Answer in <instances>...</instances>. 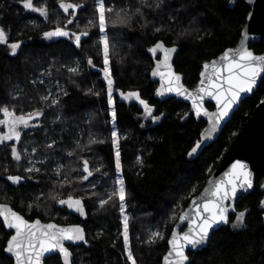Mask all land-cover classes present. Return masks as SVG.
I'll return each mask as SVG.
<instances>
[{
    "label": "trees",
    "instance_id": "obj_1",
    "mask_svg": "<svg viewBox=\"0 0 264 264\" xmlns=\"http://www.w3.org/2000/svg\"><path fill=\"white\" fill-rule=\"evenodd\" d=\"M230 1L163 0L156 7L157 0H104L106 9L114 11L106 12L102 33L96 0H64L81 5L75 15L72 9L64 13L60 0H34L36 6L47 7L48 18L25 9L21 0H0V27L8 34V43L0 44V108L7 106L17 114L43 110L37 124L23 131L20 142L0 145V203L10 204L29 220L81 224L87 243L70 247L73 264H131L122 234L121 201L118 196L108 199L118 189V176L126 190L133 256L137 264H161L179 215L201 192L264 97L263 78L218 140L198 156L188 153L201 141L206 122L189 116V106L181 101L160 102L154 97L157 84L151 78L154 56L150 49L159 41L178 47L176 71L189 88L195 87L203 64L235 46L246 25L251 7L238 1L232 8ZM137 8L141 12H136ZM117 12L127 22H120ZM68 19L73 23L66 24ZM57 24L88 35L81 39L80 47L69 37L48 41L43 33ZM104 35L109 40V67L117 91L113 96L115 121L108 84L102 77ZM14 42H20L21 47L12 55L8 45ZM251 48L262 53L264 42ZM72 68L78 71H69ZM128 92H139L153 108L152 116L160 118L145 120L144 109L121 95ZM44 96L49 97L47 102L41 99ZM53 99L59 103L49 107ZM113 131L119 135V170ZM13 145L21 153L20 161L11 155ZM32 159L39 172L25 171ZM84 160L92 172L87 180L82 179L87 175ZM9 175L25 179L13 184ZM263 181L264 168L256 176L254 191L237 201L238 213L247 210L244 225L234 228L233 215L229 226L211 235L205 249L189 253L190 264H264ZM69 197L84 202L85 220L61 207L59 200ZM101 200L108 202L101 206ZM156 232L163 238L150 242ZM9 238L0 220V264H13L4 252ZM45 264L62 262L53 256Z\"/></svg>",
    "mask_w": 264,
    "mask_h": 264
},
{
    "label": "snow or ice",
    "instance_id": "obj_2",
    "mask_svg": "<svg viewBox=\"0 0 264 264\" xmlns=\"http://www.w3.org/2000/svg\"><path fill=\"white\" fill-rule=\"evenodd\" d=\"M23 7L27 10L38 12L41 16L48 18V9L46 6H36L34 0H21ZM163 3V0H157L156 7H160ZM151 7L152 5H146ZM59 7L63 10L64 13H69V10H73V15H75V10L79 9L81 5L75 3H65L64 0H60ZM96 8L98 11L99 18V29L103 33L106 29V12H113V8L105 7L104 0H96ZM121 11H124L123 9ZM136 12H141L140 8L136 9ZM117 17L120 19V22H127L126 17H121L120 13L117 12ZM73 20L68 19L66 24H72ZM89 25L93 24V21L88 22ZM160 31V29H156ZM88 32L84 31L81 33H74L67 30L66 25L57 26L43 33L44 38L52 39L54 37H69L74 38L75 44L77 47L81 45V37L87 36ZM8 43V34L4 27H0V44ZM103 48H104V64H105V79L108 82V102L109 105H113L112 97V84L110 70L108 68L109 64V40L107 35H104L102 38ZM11 49V54L15 55L17 50L21 47L20 42H14L8 45ZM157 49H163L164 60L158 62L156 68L153 69L152 75L161 77L162 81H166L165 84L162 83L161 88L157 91V95H164L166 92H175L178 96H187L192 99L193 106L196 109V114L199 116L203 111V114L209 116V120L212 123L211 129H207L206 132L208 135H211V132L214 131L217 127L219 121L224 119L229 115L230 110L233 105H235L241 97V93L252 92L254 87L257 85V80L261 76V73H264V55H254L252 51H249L245 47H240L238 49H229L221 57V67L217 68L216 62H213L212 67L214 69L215 79L211 77H206V79H201V87L196 93H189L187 89L183 87L180 83L181 77L176 74L172 65L169 62L171 59V54L176 52V48H165L162 41L158 42L150 51L155 54ZM89 64H92L91 58L88 60ZM226 64L227 75L223 76L221 79V73L223 66ZM163 68V71L161 70ZM204 68L207 70L209 65L206 63ZM71 72H77L78 68L69 69ZM202 77L206 76L205 72L201 73ZM42 83V81H41ZM211 96L216 100L218 111L216 113L209 114L206 109L202 107L203 96L200 94ZM67 95V93H64ZM98 95V93H97ZM124 99L131 100L135 99L139 101L144 107L146 116H151L153 120H158L160 117L152 116L153 108L148 104L147 101L140 98L139 92H128L121 93ZM45 102L48 101L49 97H41ZM58 99H53L49 107L52 105L58 104ZM0 112L3 113L4 119L0 120V124L7 127V132L0 134V145L4 144L6 141L15 140L17 142L21 139L20 126L24 128L29 127V122L35 118H38L43 115L42 109H37L33 113H28L27 115L17 116L13 110H10L9 107L4 106L0 108ZM113 121L116 120V111L113 107L111 112ZM113 143L116 146V166L117 169H120V151H119V135L118 132H112ZM90 143L95 142L90 140ZM55 144V141L52 144H49L48 147H52ZM79 146V145H78ZM200 147L198 142L191 151L188 153L189 156H192L197 152ZM36 150L33 149V152ZM11 155L16 161L22 159L20 151L16 148L15 145L11 148ZM72 155V153H69ZM142 162V161H141ZM31 163V162H30ZM63 167V166H60ZM247 166L237 161L232 166V171L226 173L228 177L225 180H221L212 184V187L206 189L208 197L204 200L202 208L198 207L196 220H194L193 227L189 229L188 232L183 233L182 235L177 234L175 231L172 234V238L169 240L171 249L168 254L164 257L166 264H185L188 261L189 257L186 255L185 249L189 246L195 249L198 246L204 244L209 239L210 230L217 224L220 223H229L228 210L229 207H232V210L235 211L233 205H227L225 202L234 200L237 196L239 190H247L253 187V180L251 173L248 172ZM83 170L87 175L83 176L82 179L87 180L89 176L92 175V172L89 170L88 161L84 160ZM25 171L39 172L40 169L36 168L34 165L28 167ZM60 168L57 169L59 174ZM99 171V169H97ZM13 184H19L25 177L19 175H9L7 177ZM119 188L114 191L108 199L110 200L112 196H118L121 202L125 201L126 190L124 186V180H118ZM264 187V185H262ZM107 200H101L100 204L103 206L106 204ZM59 203L64 205L66 204L69 208L75 209L81 215H85L84 207L81 199H74L69 197L67 200H59ZM195 203V202H194ZM261 207L264 208V201H261ZM121 210L123 211V203H121ZM245 211H240L236 215V220L233 223L234 228H238L244 225L245 223ZM0 217L3 218V224L9 229H15V234L11 235V238L7 240L6 247L4 252L11 255L15 258V264H45L47 258H51L52 254L57 251L62 255L64 264H70V257L72 253L67 247H65L64 241H84V229L80 226H72L68 228L58 227L56 224L41 225L40 221L37 220L34 223H29L16 211H13L12 208L8 205H0ZM187 218V214H183L179 217L181 221ZM124 243L125 247L128 249L127 255L128 259L131 261V264H137L131 248L129 247V238H128V220L127 217L124 219ZM156 238H163L162 234L159 232L153 233V237L150 242H154ZM48 254V257H46ZM171 258V259H170Z\"/></svg>",
    "mask_w": 264,
    "mask_h": 264
},
{
    "label": "water",
    "instance_id": "obj_3",
    "mask_svg": "<svg viewBox=\"0 0 264 264\" xmlns=\"http://www.w3.org/2000/svg\"><path fill=\"white\" fill-rule=\"evenodd\" d=\"M238 1H243L248 6L251 7V11L247 17L246 25L241 32L238 43L235 46L229 47L226 50H224L216 58H214L210 61H207L203 64L201 73L205 72L206 76L202 77L201 73H200L199 81L195 85V87L189 88L184 83L183 75L176 71V68L174 66V60L178 54L179 48L173 46L176 48V52L171 54V59L169 62L172 65L173 71L176 74L180 75V77H181L180 83L183 85V87L185 89H187V91L189 93H196L199 90V88L201 87V85H200L201 79H206V77H211V78L215 79V76L213 74L214 69L212 67V64H213V62H216L217 68L221 67V64H222L221 57L224 55V53L227 50H229V49L235 50V49H238V48L243 46V47L247 48L249 51H252L254 55H264V52L261 54H257L250 47L251 44L259 43L260 41L264 40V0H231L230 1V7L233 8L237 4ZM163 44H164L165 48H172V46H167L164 42H163ZM153 56H154V66L151 70V78H152V81L157 84V89H156V92L154 95L155 99L160 101V102H164L168 99H176L178 101H181L184 104H186L187 106H189V112H188L189 116L193 115L194 118L196 119V121H198V122H200V121L206 122V126H205V128L201 134V141L199 142L200 147L198 148L197 152L194 153L196 156H198L200 153H202V151L205 148H207L209 145H211L212 143H214L218 140V138L222 134L225 127L232 120L234 114L241 107L244 100L252 97L257 92V90H258V88H259V86H260V84L264 78V73H261V76L257 80V85L254 87L253 91L241 93L240 100L235 105H233L232 109L229 112V115L227 117H225L224 119H222L221 121H219L216 129L211 132V135H208L206 130L211 129V127H212V123L209 120V116L204 115L203 111L201 112V114L199 116H197L196 109L193 106V101L191 98H189L187 96H178V95H176L175 92H166L162 96L157 95V91L161 88L162 83L165 84V86H166V81H162L161 77L159 75L153 76L152 72H153V69L156 68L157 63L162 62L164 60L163 49H157L156 53L153 54ZM206 63L209 65V68L207 70L204 68V65ZM161 70L163 71V68ZM226 75H227L226 64H224L223 70L221 73V79L223 78V76H226ZM207 82L208 81L206 79V84H207ZM200 95L203 96V100L201 102L203 109H206L209 114L216 113L218 111L216 100L211 96L204 95L203 93H201ZM208 105H212L214 108L210 109V108H208ZM237 161H239L242 164L247 166L246 170L251 173V177L253 180V187L251 189H247V190H239L237 192V196L234 200H230V201L225 202L227 205H233L235 208V211H233L232 207H229V210H228L229 223H227V224L220 223V224L215 225L210 230L209 239L204 244L198 246L195 249L191 248V246L187 247L185 249V252H186V255L189 257V259H188V261L185 262V264H190V262H191L189 253H191V252L195 253V252L202 251L203 249H205L209 244V240L211 238V235L215 231H218L222 227H227L230 225L231 217L233 215L238 214L236 204H237V201L239 200V198H241L243 195L250 194L255 189L256 176L264 168V97L259 101V103L257 104L256 109L254 110L252 116L245 123L242 130L237 134L236 138L234 139V141L232 142V144L228 148L227 152L225 153L223 159L219 162V164L216 166V168L213 170V172L209 176V178H208L206 184L204 185V187L202 188L201 192L198 195L194 196L190 200L188 206L181 212L179 217L183 214H187V218L185 220L181 221L178 217V220H177L176 224L174 225L173 232L175 231L177 234L182 235L183 233L188 232L191 227H193L192 222L194 220H196V214H197L198 207L202 208L204 200L206 198H210V197H208V194L206 193V189L211 188L212 184L215 182L227 179L228 177L226 176V173H229L232 171V166ZM262 185H264V182L260 186V191L264 194V187H262ZM263 201H264V199H263ZM82 203H83L85 215H81L75 209L69 208L66 204H64V205L61 204V207L64 209H67L70 214L75 215V216H79V217H81V219L84 220L87 218V211H86V207H85V204L83 201H82ZM0 205L10 206L13 211H16L17 213H19L29 223H34L35 221L39 220L41 225L56 224L58 227H62V228H68V227L78 225V226L83 228V226L80 224L63 225V224H58V223L53 222V221L52 222H43L39 218H37L35 220H29L23 214H21L20 212L15 210L10 204L0 203ZM0 220L3 222L2 217H0ZM4 228H5L7 233H9L11 235L15 234V229H9L5 225H4ZM173 232H172V234H173ZM172 234L170 236V239L172 238ZM84 235H85V240L87 241V233H86L85 229H84ZM10 238H11V236H10ZM64 244H65V247H67L69 249V251L72 253V255L69 259H70V264H73L74 254H73L70 247H79V246H82L86 243L84 241H64ZM168 245H169L168 251L163 256L161 264H166L164 257L168 254V252L171 249V245L169 244V242H168ZM6 255L9 258H11L13 260V264H15V258L11 257V255L8 253H6ZM53 256H59L62 264H64L63 257L58 251L56 253L52 254L51 257H53ZM46 257H48V254H46ZM48 259L49 258H47L46 261Z\"/></svg>",
    "mask_w": 264,
    "mask_h": 264
},
{
    "label": "rangeland",
    "instance_id": "obj_4",
    "mask_svg": "<svg viewBox=\"0 0 264 264\" xmlns=\"http://www.w3.org/2000/svg\"><path fill=\"white\" fill-rule=\"evenodd\" d=\"M83 37H84V36H82L81 39H82ZM59 38H64V37H54V38H52V39H47V40H48V41H51V40H57V39H59ZM73 41L75 42L74 38H73ZM108 68H109V70H110L109 64H108ZM104 69H105V68H104ZM104 69L102 70V77H103V79L105 80V82L108 84L107 80L105 79ZM110 75H111V79H112V81H113V77H112L111 71H110ZM49 91H50V90H49ZM115 93H117V91H116V89L112 86V97L114 96ZM50 94H51V93H49V96H51ZM125 100H126V99H125ZM126 101H127V102H131V103L135 102V103H137L140 107H142V108L144 109L143 105H141V104L139 103V101L135 100L134 98L131 99V100H126ZM113 102H114V98H113ZM114 105H115V102L113 103V105H111L112 110H113ZM14 112H15V111H14ZM33 112H35V111H31V112H28V113H33ZM28 113H23V115H27ZM15 114H16L17 116L22 115V114H19V113L17 114L16 112H15ZM4 118H5V117H4ZM150 118H151V116H146L145 111H144V119H145V120H148V119H150ZM39 119H40V117L31 120V121L29 122V127H27V128H24V127L21 125V126H20V129H19L20 132H21V134L23 133L24 130H28V129H30V128H33V126H35V125L37 124V122L39 121ZM0 128H1V131H0L1 134L6 133L7 130H8L7 127H6L5 125H2V124H0ZM2 132H3V133H2ZM6 142H10V143H18V142L15 141V140L6 141ZM19 142H20V141H19ZM30 162H31V163L29 164L28 167H32V166L34 165L36 168H38L37 165H36V161H35L34 159L30 160ZM119 179H122L121 176H118V177H117V182H118ZM118 188H119V184H118ZM121 203H123V211L121 210V214H122V224H123V227H122V229H123V230H122V234L124 233V219H125V217H127V220H128V238H129V220H130V216H129L127 210H126V203H125V201H123V202H121ZM123 237H124V235H123ZM129 240H130V239H129ZM129 243H130V241H129ZM126 250L128 251V249H126ZM126 254H127V252H126ZM127 258H128V255H127ZM129 261H130V260H129ZM130 262H131V261H130Z\"/></svg>",
    "mask_w": 264,
    "mask_h": 264
},
{
    "label": "flooded vegetation",
    "instance_id": "obj_5",
    "mask_svg": "<svg viewBox=\"0 0 264 264\" xmlns=\"http://www.w3.org/2000/svg\"><path fill=\"white\" fill-rule=\"evenodd\" d=\"M263 42H264V40H262ZM261 42V41H260ZM256 44V43H255ZM252 45V44H251ZM251 47V46H250ZM263 53V52H262ZM258 54H261V53H258ZM245 101V100H244ZM264 182V181H263ZM262 182V183H263ZM67 210V209H66ZM67 212H68V210H67ZM69 213V212H68ZM70 214V213H69ZM72 215V214H71ZM75 216V215H74ZM78 218H80L81 219V217H79V216H77ZM81 220H83V219H81ZM85 220V219H84ZM75 224H79V223H75ZM81 225V224H80ZM10 236H11V234H10Z\"/></svg>",
    "mask_w": 264,
    "mask_h": 264
}]
</instances>
